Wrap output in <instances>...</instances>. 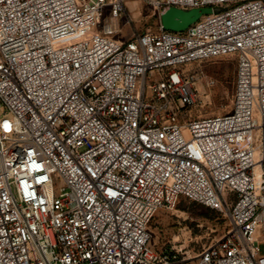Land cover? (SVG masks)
I'll list each match as a JSON object with an SVG mask.
<instances>
[{"label": "built area", "instance_id": "1", "mask_svg": "<svg viewBox=\"0 0 264 264\" xmlns=\"http://www.w3.org/2000/svg\"><path fill=\"white\" fill-rule=\"evenodd\" d=\"M146 1L212 12L121 40L125 0H0V264H264V0ZM231 54L232 112L186 120ZM180 197L230 219L192 263L150 243Z\"/></svg>", "mask_w": 264, "mask_h": 264}, {"label": "rangeland", "instance_id": "2", "mask_svg": "<svg viewBox=\"0 0 264 264\" xmlns=\"http://www.w3.org/2000/svg\"><path fill=\"white\" fill-rule=\"evenodd\" d=\"M126 12L111 17L107 8L102 24H112L116 38L126 40L134 33L159 30L161 19L157 9L146 0H125ZM219 10V9H217ZM194 76L198 96L195 105L183 110L186 120L211 117L232 112L237 78V56L224 55L185 66ZM3 109L0 107V114ZM230 227L228 215L210 211L208 207L186 197H180L171 207L161 208L149 223L151 245L158 251L167 250L192 263L207 246L221 239ZM260 255L264 243L260 242Z\"/></svg>", "mask_w": 264, "mask_h": 264}, {"label": "water", "instance_id": "3", "mask_svg": "<svg viewBox=\"0 0 264 264\" xmlns=\"http://www.w3.org/2000/svg\"><path fill=\"white\" fill-rule=\"evenodd\" d=\"M210 7L193 8L189 10L171 7L161 15L162 28L170 31H184L202 15L211 13Z\"/></svg>", "mask_w": 264, "mask_h": 264}, {"label": "trees", "instance_id": "4", "mask_svg": "<svg viewBox=\"0 0 264 264\" xmlns=\"http://www.w3.org/2000/svg\"><path fill=\"white\" fill-rule=\"evenodd\" d=\"M209 210H210V211H212V212L216 211V210H214V209H211V208H209Z\"/></svg>", "mask_w": 264, "mask_h": 264}, {"label": "snow or ice", "instance_id": "5", "mask_svg": "<svg viewBox=\"0 0 264 264\" xmlns=\"http://www.w3.org/2000/svg\"><path fill=\"white\" fill-rule=\"evenodd\" d=\"M5 127H7V125H5Z\"/></svg>", "mask_w": 264, "mask_h": 264}]
</instances>
